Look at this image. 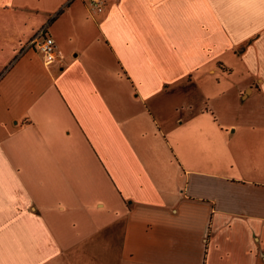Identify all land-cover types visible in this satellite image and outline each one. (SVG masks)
Masks as SVG:
<instances>
[{"label": "crops", "instance_id": "0c3cea01", "mask_svg": "<svg viewBox=\"0 0 264 264\" xmlns=\"http://www.w3.org/2000/svg\"><path fill=\"white\" fill-rule=\"evenodd\" d=\"M87 2L0 0V264H264V0Z\"/></svg>", "mask_w": 264, "mask_h": 264}, {"label": "built area", "instance_id": "2783aa9c", "mask_svg": "<svg viewBox=\"0 0 264 264\" xmlns=\"http://www.w3.org/2000/svg\"><path fill=\"white\" fill-rule=\"evenodd\" d=\"M87 4L92 12L98 13L102 10L103 0H88ZM40 33L42 32L40 31L39 34ZM37 36H35L31 43L34 42V44H36V48L42 54L44 60L46 62H50L54 55L53 42L49 36H43L40 40H36L38 39Z\"/></svg>", "mask_w": 264, "mask_h": 264}]
</instances>
